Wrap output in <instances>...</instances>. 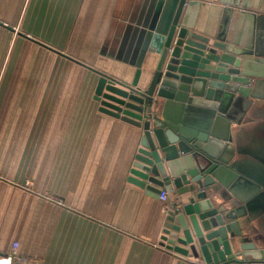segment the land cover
Instances as JSON below:
<instances>
[{
  "label": "crops",
  "instance_id": "obj_1",
  "mask_svg": "<svg viewBox=\"0 0 264 264\" xmlns=\"http://www.w3.org/2000/svg\"><path fill=\"white\" fill-rule=\"evenodd\" d=\"M194 1L196 30L217 34L233 0ZM159 2L0 0V258L16 245L33 264H204L161 246L164 204L130 181L141 131L95 99L101 73L131 84ZM240 139L264 152V106Z\"/></svg>",
  "mask_w": 264,
  "mask_h": 264
},
{
  "label": "water",
  "instance_id": "obj_2",
  "mask_svg": "<svg viewBox=\"0 0 264 264\" xmlns=\"http://www.w3.org/2000/svg\"><path fill=\"white\" fill-rule=\"evenodd\" d=\"M224 3L211 36L196 30L200 2L160 0L131 84L101 73L95 99L141 131L130 181L185 201L161 246L204 264H264V152L240 139L264 106V10ZM144 63L155 66L141 89Z\"/></svg>",
  "mask_w": 264,
  "mask_h": 264
},
{
  "label": "built area",
  "instance_id": "obj_3",
  "mask_svg": "<svg viewBox=\"0 0 264 264\" xmlns=\"http://www.w3.org/2000/svg\"><path fill=\"white\" fill-rule=\"evenodd\" d=\"M159 198L164 204V210L167 216L171 213L179 212L182 208L183 203L179 197L171 199L170 192L167 189L161 192ZM17 249L18 246L15 245L14 251L11 255L0 258V264H33L28 260V258L19 256L17 254Z\"/></svg>",
  "mask_w": 264,
  "mask_h": 264
}]
</instances>
